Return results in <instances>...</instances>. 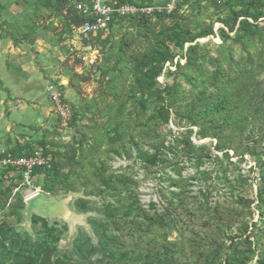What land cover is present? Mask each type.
<instances>
[{
    "label": "rangeland",
    "instance_id": "rangeland-1",
    "mask_svg": "<svg viewBox=\"0 0 264 264\" xmlns=\"http://www.w3.org/2000/svg\"><path fill=\"white\" fill-rule=\"evenodd\" d=\"M76 1L0 0V155L49 163L0 167V264H264V0H183L99 38Z\"/></svg>",
    "mask_w": 264,
    "mask_h": 264
},
{
    "label": "built area",
    "instance_id": "built-area-1",
    "mask_svg": "<svg viewBox=\"0 0 264 264\" xmlns=\"http://www.w3.org/2000/svg\"><path fill=\"white\" fill-rule=\"evenodd\" d=\"M183 0H168L162 5L148 6L123 2L121 0H85L76 3L78 13L85 18V22L78 26L77 32L81 37L107 36L110 26L115 19L132 17H154L162 14H171ZM49 97L54 112L62 129L68 130L71 126L72 111L65 100L62 91L54 85L48 88ZM10 164L14 168L23 169L26 180L30 179L35 167L48 166L47 159L35 154L32 157L12 159L10 155H0V167Z\"/></svg>",
    "mask_w": 264,
    "mask_h": 264
},
{
    "label": "bare ground",
    "instance_id": "bare-ground-1",
    "mask_svg": "<svg viewBox=\"0 0 264 264\" xmlns=\"http://www.w3.org/2000/svg\"><path fill=\"white\" fill-rule=\"evenodd\" d=\"M29 210H36L42 215L48 214H64L65 207L62 203H59L53 199L47 200L43 196L33 195L28 200Z\"/></svg>",
    "mask_w": 264,
    "mask_h": 264
},
{
    "label": "trees",
    "instance_id": "trees-1",
    "mask_svg": "<svg viewBox=\"0 0 264 264\" xmlns=\"http://www.w3.org/2000/svg\"><path fill=\"white\" fill-rule=\"evenodd\" d=\"M80 1H85V0H79V1H76L75 2V5H76V3L77 2H80ZM121 1H123V2H129V3H133V4H140V5H144L143 3H139V2H135V1H131V0H121ZM182 3V2H181ZM181 3H179L178 5H177V8H179L180 6H181ZM176 8V9H177ZM75 9H76V6H75ZM176 9H175V11H176ZM76 11H77V9H76ZM77 13H78V11H77ZM166 14H162V15H158V16H165ZM136 17H132V18H123V19H115V21L111 24V26H110V30H109V34H110V31L113 29V27L114 26H117L121 21H123V20H125V19H135ZM143 18V17H142ZM85 22V18L83 17V16H81L79 13H78V26H80L81 24H83ZM108 36V35H107ZM99 37H101V35L100 36H98V38ZM224 107H223V104L221 103V104H219L218 106H217V108H216V110L217 111H221L222 109H223Z\"/></svg>",
    "mask_w": 264,
    "mask_h": 264
}]
</instances>
